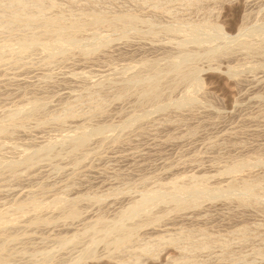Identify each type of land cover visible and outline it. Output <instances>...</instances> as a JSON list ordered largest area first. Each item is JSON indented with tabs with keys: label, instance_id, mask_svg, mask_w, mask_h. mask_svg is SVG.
Returning a JSON list of instances; mask_svg holds the SVG:
<instances>
[{
	"label": "rangeland",
	"instance_id": "1",
	"mask_svg": "<svg viewBox=\"0 0 264 264\" xmlns=\"http://www.w3.org/2000/svg\"><path fill=\"white\" fill-rule=\"evenodd\" d=\"M0 264H264V0H0Z\"/></svg>",
	"mask_w": 264,
	"mask_h": 264
}]
</instances>
